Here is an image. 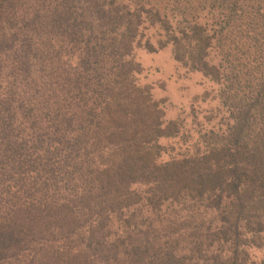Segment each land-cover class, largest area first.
<instances>
[{
    "label": "trees",
    "instance_id": "trees-1",
    "mask_svg": "<svg viewBox=\"0 0 264 264\" xmlns=\"http://www.w3.org/2000/svg\"><path fill=\"white\" fill-rule=\"evenodd\" d=\"M166 48L230 116L159 164ZM0 264H264V0H0Z\"/></svg>",
    "mask_w": 264,
    "mask_h": 264
},
{
    "label": "rangeland",
    "instance_id": "rangeland-1",
    "mask_svg": "<svg viewBox=\"0 0 264 264\" xmlns=\"http://www.w3.org/2000/svg\"><path fill=\"white\" fill-rule=\"evenodd\" d=\"M135 58L142 67V72L137 75L139 85L145 88V93L151 92L154 100L163 103L161 107L165 109L166 121L180 120L182 123L180 136L161 141L163 151L158 159L159 164L179 159L188 151L193 152L199 148L200 146H195L198 129L223 130L220 133L225 131L230 115L218 95L217 85L202 73L187 71L175 60L171 48L158 53L138 49ZM142 195L145 196L144 191ZM145 217H151L148 209H145ZM153 229L157 231L155 236L158 238L157 247L160 248L169 237L158 223L154 224ZM180 250L189 251L185 243Z\"/></svg>",
    "mask_w": 264,
    "mask_h": 264
}]
</instances>
